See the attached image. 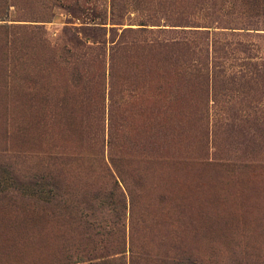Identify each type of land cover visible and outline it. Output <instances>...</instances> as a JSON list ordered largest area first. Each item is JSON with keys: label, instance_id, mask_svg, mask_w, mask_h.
<instances>
[{"label": "rangeland", "instance_id": "374dc122", "mask_svg": "<svg viewBox=\"0 0 264 264\" xmlns=\"http://www.w3.org/2000/svg\"><path fill=\"white\" fill-rule=\"evenodd\" d=\"M5 1L0 173L59 196L0 192V264H54L56 247L84 242L92 196L119 216L102 264H264V0ZM153 40L172 45L147 82L153 125L131 109L110 120L122 66L145 89L130 49ZM164 96L175 138L148 144ZM123 118L125 137L107 144Z\"/></svg>", "mask_w": 264, "mask_h": 264}, {"label": "trees", "instance_id": "16d2710c", "mask_svg": "<svg viewBox=\"0 0 264 264\" xmlns=\"http://www.w3.org/2000/svg\"><path fill=\"white\" fill-rule=\"evenodd\" d=\"M5 3V0H0V18H3L5 16ZM123 47V45L116 46L115 48H113L110 54L111 82L117 75L115 66H118L119 64H116L115 62L116 53L123 50ZM170 48H172L171 44L159 40L134 44V47H132L130 51L135 50L141 55V57H137V60L134 61V63L139 62L138 66L141 68V72L136 73V76L132 71L131 74L135 78V81L137 80V78H141V83L145 85V89L140 90V88L133 87L136 85V83H128V72H126V65L122 66V74L120 76V80H122H119L120 91L115 95H109L110 120H112L115 111L131 109L132 111L136 110L135 112L142 117L141 120L143 121L144 125H153L151 122H148V117H143L144 115L147 116L148 111L151 109L149 106L152 104L150 98H152V96L155 94L152 92L151 88L147 87V82L152 79V73L155 71V68L163 65L165 58L170 57ZM126 51L127 50H124L125 53L129 52ZM68 52L70 53L71 51L68 50ZM153 63H155L154 68L151 66V64ZM88 74L91 75L90 82H92V80L96 76H99V72L97 71V69L92 71L88 70ZM164 74H167L166 70ZM158 75L160 79H165L163 78L164 76H162L161 72H159ZM117 82L118 80H115L114 85H116ZM37 94H35V100L39 101L40 98H36L39 96ZM160 101V105L164 104L162 107H164L165 109L163 110V112H157L155 116L156 124L159 128H157L156 133L149 132V129H147L146 131L144 130L145 138L151 137L148 144H154L158 139L161 138H163L162 142H173L170 140H174L175 138V133L173 132L172 134H170L169 132L170 128L173 125L169 123L170 121L167 117L168 115H170L169 108L175 105V96L173 98L164 96L160 98ZM162 101L165 103H163ZM117 102H119L120 104ZM162 114L164 115V118L161 117ZM119 125L120 128H115L114 132H110V129L113 130V128H111V124L109 125L107 144H111V146H114L115 141H113V134H115V136L120 135L121 138L125 137L124 130L126 129L125 127H128V124L124 120V118L123 120L121 119V123ZM146 132L149 133L148 136L146 135ZM145 148H143V152L145 150H148V153L146 154L148 155L147 157H154L155 154H158V151L154 150L153 148H150L148 146H146ZM143 155L144 157H146L145 154ZM0 192L19 193L20 195L33 197L46 203L54 202V200L59 196L54 184L30 183L25 185H18L12 180L10 173L8 177H4L0 173ZM116 209L117 208L110 198H107L106 196H92L88 200L86 207L82 211V214L80 215L78 220V228L79 226L81 227V231L84 236V242L80 244L75 243L73 246H68L66 248L60 245L58 246V248L56 247L58 255L54 256V264H102L100 262V259L105 256V250L112 242V240H110L107 235L111 234L113 232V228H115L116 225L119 224V216ZM110 210L114 215H112ZM109 211L111 219H109ZM107 226H111V229H107ZM72 247L73 249L71 252L70 249ZM64 249L66 251H63Z\"/></svg>", "mask_w": 264, "mask_h": 264}, {"label": "bare ground", "instance_id": "6f19581e", "mask_svg": "<svg viewBox=\"0 0 264 264\" xmlns=\"http://www.w3.org/2000/svg\"><path fill=\"white\" fill-rule=\"evenodd\" d=\"M4 231V230H3ZM1 233V232H0ZM2 234H4V233H2ZM7 235H9L8 233H6ZM2 236H4V235H2ZM2 238V237H1ZM7 237L5 236V238L4 239H6ZM3 239V238H2ZM4 239H3V241H4ZM7 240H9V238H7ZM4 243V242H3ZM5 243H7V241L5 242Z\"/></svg>", "mask_w": 264, "mask_h": 264}]
</instances>
